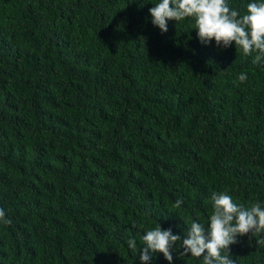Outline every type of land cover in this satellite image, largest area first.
<instances>
[{
	"label": "trees",
	"instance_id": "1",
	"mask_svg": "<svg viewBox=\"0 0 264 264\" xmlns=\"http://www.w3.org/2000/svg\"><path fill=\"white\" fill-rule=\"evenodd\" d=\"M141 2L0 0V264H139L127 239L183 238L212 191L264 202V63ZM230 254L264 264V234Z\"/></svg>",
	"mask_w": 264,
	"mask_h": 264
},
{
	"label": "clouds",
	"instance_id": "2",
	"mask_svg": "<svg viewBox=\"0 0 264 264\" xmlns=\"http://www.w3.org/2000/svg\"><path fill=\"white\" fill-rule=\"evenodd\" d=\"M148 3L154 5L149 9L151 23L162 34L168 32L170 21L188 22L202 45L213 41L224 49L234 45L237 52L252 57L254 64L264 63V0H249L243 11L231 7L230 0H142L141 7ZM247 78L244 72L237 76L239 82ZM181 203L177 200V207ZM4 215L0 210V217ZM183 221L188 226L183 238L160 223L146 228L139 244L128 238L133 261L138 255L139 264H152L162 254L173 264V252L179 251L180 258L195 259L198 264H234L230 246L237 238L264 234V202L246 206L235 202L226 190L212 191L207 219Z\"/></svg>",
	"mask_w": 264,
	"mask_h": 264
}]
</instances>
